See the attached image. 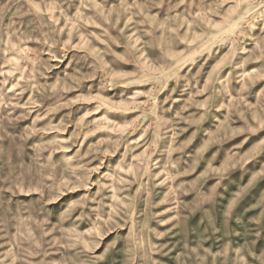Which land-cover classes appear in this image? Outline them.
Wrapping results in <instances>:
<instances>
[{
  "label": "rangeland",
  "instance_id": "obj_1",
  "mask_svg": "<svg viewBox=\"0 0 264 264\" xmlns=\"http://www.w3.org/2000/svg\"><path fill=\"white\" fill-rule=\"evenodd\" d=\"M0 264H264V0H0Z\"/></svg>",
  "mask_w": 264,
  "mask_h": 264
}]
</instances>
